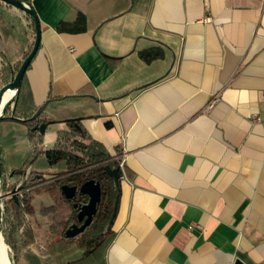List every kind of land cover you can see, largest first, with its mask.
Listing matches in <instances>:
<instances>
[{"label":"crops","instance_id":"0c3cea01","mask_svg":"<svg viewBox=\"0 0 264 264\" xmlns=\"http://www.w3.org/2000/svg\"><path fill=\"white\" fill-rule=\"evenodd\" d=\"M27 1L42 34L23 102L46 104L43 150L80 118L86 141L125 168L107 246L87 255L81 236L50 245L45 231L20 264L262 262L264 127L253 118L264 115V0ZM79 16L84 31L58 32ZM0 32L23 51L33 36L6 5ZM148 51L160 56L147 62ZM0 133L2 156L34 145L21 125Z\"/></svg>","mask_w":264,"mask_h":264},{"label":"trees","instance_id":"16d2710c","mask_svg":"<svg viewBox=\"0 0 264 264\" xmlns=\"http://www.w3.org/2000/svg\"><path fill=\"white\" fill-rule=\"evenodd\" d=\"M0 5L5 4L0 2ZM6 7L9 6L6 5ZM23 15L33 28L32 40L27 50H20L18 41L9 32H0V89L10 82L12 76L18 73L33 48L36 35L35 24L30 16ZM84 25V17L79 16L75 23H62L57 30L60 33H79L85 30ZM159 56L160 54L152 51L142 53L143 59L147 62ZM13 108L14 106H11L8 109L6 118L0 122V127L5 123L9 126L11 124L21 125L27 131L26 139L34 144L32 148L21 155L18 167L13 169L18 173L17 179H21L31 166L48 168L42 172L33 169L30 179L24 183V188H29V190L23 192L22 196H17V199L5 200L3 237L5 243L14 252V260L20 254L22 246H30L35 242L32 222L27 217H36L33 201L37 195L42 193H48L53 200L51 205H42L39 209L41 217L45 219L50 217L48 222L50 245L67 241L70 245L75 244L76 238L68 239L66 231L71 226L72 220L77 222V211L72 201L66 198L61 190L63 185H68L71 181H76L78 187L90 180H94L101 186V201L97 206V213L90 227L79 238L77 247L86 248L87 255L104 248L110 242V233H107V229L112 223L114 203L119 194V188L115 184L113 176L107 171V167L111 171H117L120 177L121 172L118 163L112 160L102 145L93 141H86L87 137L80 127V118L67 119L66 123L70 128L69 133L63 135L52 150L44 151L41 146L44 136L37 131H32V129L45 121L40 119V116L32 119L37 107L23 102V87L14 111ZM23 138L22 136V140ZM38 175L41 177L40 180L37 178ZM4 186L6 183L3 184V188ZM8 190L5 187V191ZM80 196L83 198L82 194ZM77 224L81 225L79 222ZM21 229H23L22 232ZM19 234L25 236L24 241L19 238Z\"/></svg>","mask_w":264,"mask_h":264},{"label":"water","instance_id":"95a60500","mask_svg":"<svg viewBox=\"0 0 264 264\" xmlns=\"http://www.w3.org/2000/svg\"><path fill=\"white\" fill-rule=\"evenodd\" d=\"M0 2L4 3L5 5L14 8L20 12H22L25 15L30 16L35 24V40L33 44V48L29 55L24 60L22 66L20 67L18 73L15 76L11 77V80L8 84L3 86L0 89V122L3 121L6 118V113L8 112V109L11 106H14L13 111L15 110V105L19 97V92L22 87L24 76L29 69L32 61L36 57L40 44H41V23L39 20V17L31 5L29 1L26 0H0ZM11 92L13 95L10 99L6 100V94ZM46 104L41 106L32 116V119H36L39 114L42 112V110L45 108ZM14 117V116H12ZM47 129V123H41L40 125H37L33 131H37L40 135H45ZM2 150H1V143H0V238L4 240L3 237V216H4V201L10 196L8 194H4L3 192V167H2ZM107 171L113 176L115 184L118 185L119 180V174L117 171H111L109 167H107ZM63 194L66 198L71 199L74 197L77 187H70L68 185H63L61 188ZM79 193L82 195H85L88 197V203L79 206L78 208V215L77 219L78 222L82 225L78 224H72L70 228L66 232L67 238H74L82 233L85 232L88 226L91 225L93 222L94 216L97 213V206L101 201V186L99 183H96L94 180L87 181L81 185V187L78 189ZM17 192V189L12 190V196L15 195ZM118 204V197L115 200L114 203V211L117 209ZM111 226V225H110ZM235 264H245L240 259H237L235 261Z\"/></svg>","mask_w":264,"mask_h":264},{"label":"rangeland","instance_id":"374dc122","mask_svg":"<svg viewBox=\"0 0 264 264\" xmlns=\"http://www.w3.org/2000/svg\"><path fill=\"white\" fill-rule=\"evenodd\" d=\"M9 154H11V153H8L7 151H3V157H4L5 163H6L5 164L6 165L5 167H6V171L8 173L10 171H12L13 169H15V168L18 167L19 162H20L21 155H23L21 153V155H14L13 157H11V155H9ZM36 168H39V171L42 172V170L40 169V167H35L34 166V169H36ZM22 183H23V179L22 180L21 179H19V180L17 179V184L18 185L19 184H22ZM34 187H38V186H34ZM48 201L49 200H42V201H40V199L39 200L37 199V201H33V204H34L36 210H39V208H41L42 205L44 206ZM48 218L49 219H45V218L41 217L40 214H39V212H36V217H34V218L27 217V219L32 222V230L34 231L35 236H37V239L40 238V237H42L44 235V232L45 231L49 233V224H48V222L50 221V217H48ZM38 224H40V226H38ZM22 230L23 229H21V232H22ZM18 236H19V238L22 241L25 240V236L24 235L23 236L21 235L22 236L21 237L20 234H19ZM50 241H51V239L48 236L47 243H50ZM37 242H38V244L41 243L40 240H37ZM38 244H33L36 247V248L34 247V249L37 250V251H40L39 249H41V248L38 247L39 246ZM6 245H7L8 256L10 258L9 259L10 260V263L11 264H20L21 263V260L20 259L23 258V256H22L23 253L20 252V255H19L20 259H18V257H16L15 260H14V258H13V253L14 252L12 251L11 247L7 243H6ZM27 247H29V246H25L24 245V247L22 246V248H20V249L21 250H24Z\"/></svg>","mask_w":264,"mask_h":264},{"label":"flooded vegetation","instance_id":"af4514ba","mask_svg":"<svg viewBox=\"0 0 264 264\" xmlns=\"http://www.w3.org/2000/svg\"><path fill=\"white\" fill-rule=\"evenodd\" d=\"M2 162H3V164H2V167H3V176H2V181H3V184L4 183H6V186H4V188H3V192H4V194H8V195H10L7 199H17V196H22V194H23V192H25L26 190H29V188L28 189H26V188H24V183L26 182V181H28L29 179H30V176H31V172H32V170L34 169L33 168V166H31V167H29V169L25 172V174H24V176H22V178H21V180L23 179V183L22 184H16L17 183V175H18V173H17V171H15V170H12V171H10L9 173L6 171V163H5V159H4V157L2 156ZM39 171V170H38ZM39 172H41V171H39ZM37 178L40 180L41 179V177H40V175H38L37 176ZM16 185V186H15ZM65 185H67V184H65ZM68 186H70V187H77V191H76V193H75V195H74V197H72L71 199H69L70 201H72V203H73V205H74V208H75V210L77 211V215H78V208H79V206H83V205H85V204H87L88 203V197L87 196H85V195H83L82 197L83 198H81V196H80V193H79V188L81 187H78L77 186V184H76V181H71L69 184H68ZM5 187H7L9 190L6 192L5 191ZM17 189V192L15 193V195H13L12 196V190L13 189ZM65 196V195H64ZM6 199V200H7ZM4 206H5V201H4ZM77 222H78V219H77ZM77 222H75V220H72L71 221V223H70V225H72V224H77ZM81 224V223H80ZM92 224V223H91ZM82 225V224H81ZM80 226V225H79ZM90 226H88L87 227V229L89 228ZM70 228V227H69ZM86 229V230H87ZM86 230H85V232H86ZM67 232V231H66ZM83 235V233L82 234H80V235H78V236H76V237H74V238H78V237H80V236H82ZM67 237V236H66ZM68 239H73V238H68Z\"/></svg>","mask_w":264,"mask_h":264},{"label":"bare ground","instance_id":"6f19581e","mask_svg":"<svg viewBox=\"0 0 264 264\" xmlns=\"http://www.w3.org/2000/svg\"><path fill=\"white\" fill-rule=\"evenodd\" d=\"M12 95L13 94L11 92L7 93L5 99H10ZM9 259L7 245L4 240L0 238V264H11Z\"/></svg>","mask_w":264,"mask_h":264},{"label":"built area","instance_id":"2783aa9c","mask_svg":"<svg viewBox=\"0 0 264 264\" xmlns=\"http://www.w3.org/2000/svg\"><path fill=\"white\" fill-rule=\"evenodd\" d=\"M207 22H209V23L212 22V18L208 17L207 18ZM262 99H263V102H264V92L262 93ZM253 122L257 123V124H260V125H262L264 127V115L263 116H260V115L254 116ZM118 166H119L120 172L123 173L124 172V168H125V165H124L123 161H119L118 162ZM258 264H264V260L262 262L258 263Z\"/></svg>","mask_w":264,"mask_h":264}]
</instances>
